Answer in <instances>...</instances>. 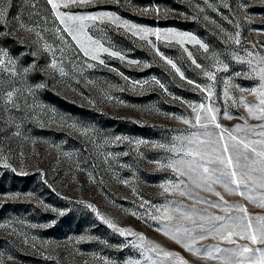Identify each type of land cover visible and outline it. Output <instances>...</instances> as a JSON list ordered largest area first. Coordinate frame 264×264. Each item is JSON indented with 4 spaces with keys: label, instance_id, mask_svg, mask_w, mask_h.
Listing matches in <instances>:
<instances>
[{
    "label": "rangeland",
    "instance_id": "1",
    "mask_svg": "<svg viewBox=\"0 0 264 264\" xmlns=\"http://www.w3.org/2000/svg\"><path fill=\"white\" fill-rule=\"evenodd\" d=\"M65 2L58 0L56 10L47 0H11L4 5L8 12L0 22V49L7 53L5 65L15 73L9 76L0 66V264H125L130 259L168 264L162 252L148 250L154 245L179 253L189 264H219L199 259L158 232V223L151 219L158 213L150 205L140 207L141 197L154 204L193 203L178 192L162 196L159 187L173 179L171 169L163 166L169 153L159 145L185 134L186 126L175 117H189L190 104L215 102L218 121L226 128L245 124L235 118L240 115L247 117L245 126L262 123L233 99H255L237 86L257 84L249 60L252 68L264 67V0H92L67 7ZM57 11L112 12L128 25L159 28L160 35L149 33L142 40L127 25L100 18L85 21L78 39L87 34L109 48L108 53L95 52L97 58L92 59L66 31H57L65 28ZM20 23L34 31L21 29ZM236 32L240 45L229 38ZM112 51L124 59L111 56ZM205 69L215 74V81L204 75ZM13 84L18 108L6 109L3 93ZM41 84L44 87H37ZM196 84H212L214 95L208 97ZM225 89L228 96L222 98ZM225 99L232 119L223 115ZM189 188L217 199L194 185ZM218 190L229 201L247 204L250 213L264 214V208ZM217 242L209 238L196 247ZM173 264H179L178 259Z\"/></svg>",
    "mask_w": 264,
    "mask_h": 264
},
{
    "label": "snow or ice",
    "instance_id": "2",
    "mask_svg": "<svg viewBox=\"0 0 264 264\" xmlns=\"http://www.w3.org/2000/svg\"><path fill=\"white\" fill-rule=\"evenodd\" d=\"M5 2L10 4L11 0H0V22H3L7 16L8 8L4 6ZM91 2L92 0H66L65 7L68 3L83 5ZM119 2L120 0H117V3ZM47 3L51 5L53 10L60 7L58 0H47ZM243 7L246 8L248 5H243ZM143 10L148 11L147 8ZM153 11L159 13L160 9L155 8ZM56 15L60 18V24L65 25L63 30L58 28L57 31H66L73 40L77 41L83 49L84 55H91L92 59L97 58L95 52L102 50L108 53L109 48L104 47L100 39H93L87 34H85L84 40L78 39L80 34H84L85 21L95 22L100 18L118 25L124 24L128 26L133 35L139 33L142 40H145L149 33H153L157 37L160 35L159 28L128 25V21L122 20L115 13L107 11L88 15H70L57 11ZM229 23H231L230 20ZM18 26L21 29H26L22 23ZM26 30L34 31L31 28ZM36 35L39 36L40 34L36 33ZM177 35L183 37L190 34L178 33ZM239 37L240 33L236 32L235 36L229 38L236 45H240ZM191 38L195 39V37ZM60 39L63 40L64 38L60 37ZM197 43L200 42L197 41ZM46 47L48 46L46 45ZM202 47L208 51L207 45H202ZM156 51L161 59H164L180 74L181 78H184L183 72L171 59L165 57L158 49ZM6 55L7 53L0 49V66H4V71H7L11 76L14 75L15 69L9 70L8 66L5 65L3 57ZM110 55L124 59L119 51H112ZM260 59L264 61V57ZM13 63L14 61L9 58L8 65ZM99 63L104 65L105 61L101 59ZM132 63H137V61H132ZM192 63L195 64L196 68H202V65L196 63L195 60ZM247 63L251 72L256 74L254 78L257 79V84L248 89L237 87L241 93L247 91L255 99L245 101V98L240 96L233 99V104L246 108L251 117L262 121V123L245 126L247 117L240 115L235 118L243 120L245 124H236L232 128H226L218 121V108L214 106L215 102L213 105L200 103L196 106L190 104L191 113L189 117H175L186 126L185 134L173 137L168 144L159 145L169 153L164 159L163 166L171 169L173 173V179L161 183L159 187L163 190L162 196L165 193L178 192L193 203L185 204L183 201L166 200L164 203L154 204L151 201L143 200L141 197L143 202L140 207L147 204L158 213V215H151V219L159 225L156 229L158 232H162L180 244L185 251L196 255L199 259L219 262V264H264V214L250 213L247 204L229 201L218 190V188L222 189L223 193H227L229 196H239L250 204L264 208V67L252 68L251 60ZM52 67H56L55 60L52 61ZM88 67H92V65L89 64ZM226 67L227 65H225ZM29 70V68L23 69L24 72ZM60 71L63 74V69ZM240 74L239 72L236 73V75ZM204 75L211 81L216 79L211 70L205 69ZM125 79L127 78L125 77ZM156 82L159 83L161 89L167 91L163 83ZM188 83L192 84L194 81L188 80ZM37 87H44V85H37ZM212 87V84L206 86L196 84V88L201 92H206L208 97L214 95ZM17 91L18 89L13 84L10 89L3 93L6 109L18 108L17 102L13 99L14 93ZM227 96L228 92L225 89L222 98ZM224 103L223 115L228 119L234 118L228 113L226 99ZM15 134L19 135L20 133L17 130ZM116 139L119 140L120 137H116ZM189 184L214 195L217 199L212 200L201 197L199 193H193ZM197 204L204 207L198 208L196 207ZM209 209L216 211L210 212ZM100 219L110 228H116L111 221L104 217H100ZM116 230L122 236L125 234L124 229ZM209 238L218 240V242L196 247L198 242ZM135 246L137 248L143 247L142 244ZM158 249L159 251H157ZM148 250L157 252L158 255L159 252H162L168 264H173L174 259H178L179 264H189L179 253L163 250L159 245H154ZM140 254L144 255L143 252ZM125 264H140V261L130 259L125 261ZM152 264H157V262L152 261ZM160 264H164V261H161Z\"/></svg>",
    "mask_w": 264,
    "mask_h": 264
}]
</instances>
